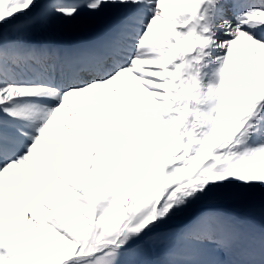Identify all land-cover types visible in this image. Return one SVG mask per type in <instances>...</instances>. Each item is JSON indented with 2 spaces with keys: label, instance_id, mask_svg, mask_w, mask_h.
<instances>
[{
  "label": "snow or ice",
  "instance_id": "snow-or-ice-1",
  "mask_svg": "<svg viewBox=\"0 0 264 264\" xmlns=\"http://www.w3.org/2000/svg\"><path fill=\"white\" fill-rule=\"evenodd\" d=\"M0 264H264V0H0Z\"/></svg>",
  "mask_w": 264,
  "mask_h": 264
}]
</instances>
